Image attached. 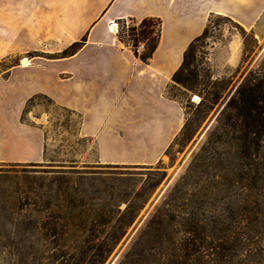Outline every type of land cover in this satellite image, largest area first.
<instances>
[{
    "label": "crops",
    "instance_id": "1",
    "mask_svg": "<svg viewBox=\"0 0 264 264\" xmlns=\"http://www.w3.org/2000/svg\"><path fill=\"white\" fill-rule=\"evenodd\" d=\"M14 2L10 29L0 25V86L7 85L20 105L11 118L0 106V162L6 163L44 159L43 130L20 120L26 101L38 93L80 115L79 132L94 141L97 162H155L184 122L179 102L166 89L190 42L211 15L253 31L264 14V0ZM4 6L0 0V14ZM145 17L162 24L148 63L117 37L119 22ZM83 37L75 53L58 56ZM20 55L28 56V65L2 68L3 58Z\"/></svg>",
    "mask_w": 264,
    "mask_h": 264
},
{
    "label": "trees",
    "instance_id": "2",
    "mask_svg": "<svg viewBox=\"0 0 264 264\" xmlns=\"http://www.w3.org/2000/svg\"><path fill=\"white\" fill-rule=\"evenodd\" d=\"M210 17L201 35L184 51L168 87L192 89L197 83L196 43L207 36ZM128 20L129 24L123 21L121 28L118 27V40L143 63H148L160 40L161 20L156 17ZM85 40L83 37L58 56L72 55ZM139 44H143L141 52L137 51ZM41 96L53 101L41 93L31 96L22 110V123L29 124L24 114L30 103ZM213 96V93L206 96L209 104L214 103ZM209 135V147L204 151L208 153L210 149L211 157L205 152L201 156L204 162L194 166L196 176L189 173L182 177L183 181L154 211L120 264H264V66L242 77ZM79 184L68 178L58 181L54 204L51 193L47 194L46 202L40 203L46 205L43 217L48 216V221L40 218V225L32 233L59 246L53 253L56 259L68 255L63 247L67 237L81 236L84 249L74 264H104L137 208L128 202L116 218L110 213L109 202L96 195L99 189H94V183L81 189ZM108 188L113 187L105 186L104 191ZM109 198L114 201L116 212L121 201L127 202L126 198L115 199L112 192ZM105 226H109V233L102 241L95 242ZM71 255L73 252L68 260L74 258Z\"/></svg>",
    "mask_w": 264,
    "mask_h": 264
},
{
    "label": "rangeland",
    "instance_id": "3",
    "mask_svg": "<svg viewBox=\"0 0 264 264\" xmlns=\"http://www.w3.org/2000/svg\"><path fill=\"white\" fill-rule=\"evenodd\" d=\"M14 1L2 0L9 6H4L0 14V25L8 29L14 8L10 6ZM123 21L129 24V20ZM123 21L117 26L121 28ZM23 58L28 56H7L1 66L21 64ZM194 58L197 77L194 87L170 85L166 89V95L179 102L184 122L182 131L155 162H97L94 141L82 137L79 132V114L42 96L30 103L24 120L43 130L45 155L38 163L0 162V264H74L75 258L81 255L84 249L81 236L67 237L63 247L68 255L56 259L53 253L59 246L32 233L46 210L41 201L46 202L47 194L51 193L50 200L54 204L55 189L62 178L81 183L79 189L94 183V189H99L96 195L109 202L110 213L116 218L128 202L137 208L135 217L104 262L120 264L154 211L183 181L182 177L189 173L196 176L194 166L204 162L201 156L209 147L210 130L236 85L248 71L264 66V14L253 31L222 16L210 17L207 36L196 43ZM3 88L0 86L3 94L0 106L8 110L11 118L20 107L19 100L10 95L7 85ZM208 93L214 94L213 104L207 102ZM205 154L211 157L210 149ZM105 186L113 188L104 191ZM110 191L115 199H127L119 203L118 212L109 198ZM47 218L43 217V222H47ZM26 229L28 231L21 235ZM103 229L95 242L102 241L110 231L109 226ZM262 248L264 258V240ZM72 252L74 258L68 260Z\"/></svg>",
    "mask_w": 264,
    "mask_h": 264
},
{
    "label": "bare ground",
    "instance_id": "4",
    "mask_svg": "<svg viewBox=\"0 0 264 264\" xmlns=\"http://www.w3.org/2000/svg\"><path fill=\"white\" fill-rule=\"evenodd\" d=\"M110 30L112 31V32H114L115 30H116V25H114V24H111L110 26ZM21 65L22 66H26V65H28V59L27 58H23L22 60H21ZM196 100V99H195Z\"/></svg>",
    "mask_w": 264,
    "mask_h": 264
},
{
    "label": "built area",
    "instance_id": "5",
    "mask_svg": "<svg viewBox=\"0 0 264 264\" xmlns=\"http://www.w3.org/2000/svg\"><path fill=\"white\" fill-rule=\"evenodd\" d=\"M109 30H110V27H109ZM142 50H143V44H139L137 47V51L141 52Z\"/></svg>",
    "mask_w": 264,
    "mask_h": 264
}]
</instances>
